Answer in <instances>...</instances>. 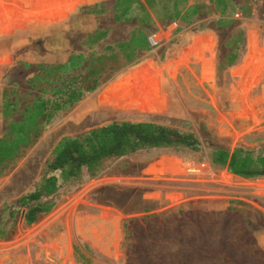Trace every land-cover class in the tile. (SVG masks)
<instances>
[{
    "label": "rangeland",
    "instance_id": "374dc122",
    "mask_svg": "<svg viewBox=\"0 0 264 264\" xmlns=\"http://www.w3.org/2000/svg\"><path fill=\"white\" fill-rule=\"evenodd\" d=\"M116 2L0 0V140L10 135L12 123L24 119L42 90L44 98L51 97L67 75L82 73L110 48L118 51L138 30L148 32L150 43L125 67L103 74L94 92L59 111L24 153L0 165V264H126L127 221L179 212L147 210L143 215L137 209L132 217L116 218L117 211L89 203L87 182L29 224L25 214L30 207L20 208L18 200L36 187L66 138L112 122H151L196 134L204 147L197 155L200 161L210 160L215 150L231 153L240 147L264 154V0H185L179 6L181 18L172 20L164 19L172 13V1L162 0L163 13L153 12L148 23L141 20L139 8L130 13V21L116 22ZM123 57L119 52L120 63ZM47 69L54 76L32 85ZM102 95L111 98V107L94 103L83 127L82 116L74 111ZM9 102L14 111L5 115ZM193 155L189 150L141 152L119 161L113 172L132 176L130 183L141 188L152 178L168 176L172 163ZM218 170L232 197L226 209H237L244 223L239 220L211 248L231 251L245 264H264V179ZM133 197L151 198L141 193ZM192 207L207 228L226 210L211 215L204 203Z\"/></svg>",
    "mask_w": 264,
    "mask_h": 264
},
{
    "label": "trees",
    "instance_id": "16d2710c",
    "mask_svg": "<svg viewBox=\"0 0 264 264\" xmlns=\"http://www.w3.org/2000/svg\"><path fill=\"white\" fill-rule=\"evenodd\" d=\"M161 1L117 0L115 20L128 22L130 13L139 8L143 12L141 20L151 22L153 12L158 16L163 13L159 6ZM171 1L172 13L164 19H180L182 10L179 6L185 0ZM117 48L118 51L110 48L109 53L94 57L82 73L67 75L51 97L44 98L46 92L42 90V95L26 110L24 119L12 123L10 135L0 140V165L19 157L36 143L59 111L94 92L103 74L131 63L136 51L149 50L148 32L138 30L128 43ZM119 52L123 53V63L118 60ZM232 61L233 58L230 63ZM61 68L67 69L68 65ZM54 74L47 69L32 80V85L42 83ZM13 104L5 105V115L13 113ZM154 150H189L200 155L204 147L200 138L190 131L151 122H112L82 136L62 140L55 148L44 176L33 190L19 198L18 205L20 208L30 207L25 218L33 224L40 215L50 213L58 199L95 180L119 159ZM210 160L235 176L264 179V154L255 155L253 151L240 147L231 153L215 150ZM204 211L219 215V220L210 223L213 227L207 228L192 204L175 214L148 215L127 221L124 226L126 264H245L243 258H236L237 254L231 251L211 248L212 241L222 235L229 236L239 220L244 223L242 214L231 206L217 214ZM244 228L247 229L245 225Z\"/></svg>",
    "mask_w": 264,
    "mask_h": 264
},
{
    "label": "crops",
    "instance_id": "0c3cea01",
    "mask_svg": "<svg viewBox=\"0 0 264 264\" xmlns=\"http://www.w3.org/2000/svg\"><path fill=\"white\" fill-rule=\"evenodd\" d=\"M95 100L94 98L88 100L81 108L74 111L75 114L73 115L82 116V122H86V124L82 123L84 126L88 123V118L91 115L90 108L94 106ZM72 117L68 119L67 124L71 123ZM138 155L139 153L119 159L102 175L90 181V185L87 187L89 203L100 209L117 211L120 215H115L116 218H126L134 216L133 211L137 209L140 210L139 214L143 215L146 214L147 210L155 213H172L196 202L204 203L211 211H223L229 204V199L232 198L227 195V187L222 181V172L218 170L219 166L211 160L200 161L196 154L193 155L194 157L191 156L181 161L180 164L172 163L171 172L168 176L152 178L150 180L153 181L142 183L140 184L141 188H138L139 186L136 188L135 183H130L133 182L130 180L133 179L132 176L117 174L113 172V168L119 161ZM152 158L157 157L152 155ZM114 179L121 180L115 183ZM134 193H141L143 196L148 195L151 198L146 199V197L138 201L133 197Z\"/></svg>",
    "mask_w": 264,
    "mask_h": 264
},
{
    "label": "bare ground",
    "instance_id": "6f19581e",
    "mask_svg": "<svg viewBox=\"0 0 264 264\" xmlns=\"http://www.w3.org/2000/svg\"><path fill=\"white\" fill-rule=\"evenodd\" d=\"M114 98H115V95H114ZM95 99V98H94ZM110 97H108V96H104V95H102V96H99L96 100H95V104H102L103 105V107H102V109H109L110 107H111V102H110ZM116 103L118 102V101H115ZM98 107H99V105H97ZM97 108V107H96ZM92 110V109H91ZM101 109H99V111H100ZM79 111H81V110H79ZM98 111V112H99ZM102 111V110H101ZM88 115V114H87ZM106 116V115H105ZM90 117H92V116H90ZM101 117V116H100ZM103 117V116H102ZM101 117V118H102ZM87 118V117H86ZM94 119V118H93ZM85 120V119H84ZM87 120V119H86ZM85 120V121H86ZM82 122V121H81ZM80 122V123H81ZM82 123H84V122H82ZM81 123V124H82ZM91 123H92V121H91ZM84 124H86V122L84 123ZM84 124H83V127H84ZM87 126V125H86Z\"/></svg>",
    "mask_w": 264,
    "mask_h": 264
}]
</instances>
